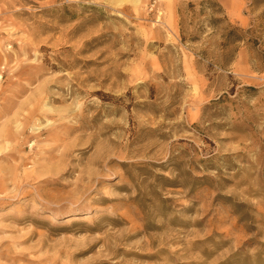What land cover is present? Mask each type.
Segmentation results:
<instances>
[{"label": "rangeland", "instance_id": "374dc122", "mask_svg": "<svg viewBox=\"0 0 264 264\" xmlns=\"http://www.w3.org/2000/svg\"><path fill=\"white\" fill-rule=\"evenodd\" d=\"M0 264H264V0H0Z\"/></svg>", "mask_w": 264, "mask_h": 264}]
</instances>
